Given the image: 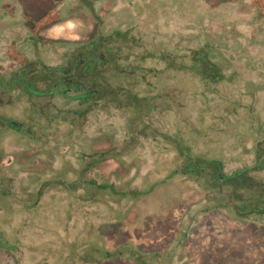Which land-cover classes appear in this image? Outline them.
<instances>
[{
    "label": "rangeland",
    "instance_id": "1",
    "mask_svg": "<svg viewBox=\"0 0 264 264\" xmlns=\"http://www.w3.org/2000/svg\"><path fill=\"white\" fill-rule=\"evenodd\" d=\"M258 24L264 0H0V73L45 93L0 105V264H264L236 201L264 205Z\"/></svg>",
    "mask_w": 264,
    "mask_h": 264
},
{
    "label": "trees",
    "instance_id": "2",
    "mask_svg": "<svg viewBox=\"0 0 264 264\" xmlns=\"http://www.w3.org/2000/svg\"><path fill=\"white\" fill-rule=\"evenodd\" d=\"M256 27H257V29L258 28L262 29V28H264V25L258 24ZM93 45L95 47H98L99 46V40L94 41ZM91 51H93V47H92ZM94 54L95 53L93 51L91 55H94ZM257 56L260 57L261 55L257 54ZM261 58L264 59V55H262ZM101 64H102V61H101ZM98 69L99 68L95 67L94 71H93V75L96 76V77L98 75H100V72L98 71ZM257 72H260V71H257ZM262 72L264 73V71H262ZM213 77H215V76H213ZM34 79L36 80L38 78L36 76H34ZM17 88H22L23 91L25 92V94H27L30 97L32 95H34V96H36V95H38V96L45 95V93L36 91L34 89V87H33V82H29L26 79V71L22 70L18 75H5V74H1L0 73V105L8 102L9 100L7 99V97L9 95V93L12 90L17 89ZM56 89H57L56 86L50 87L48 89L49 91H48L47 94L48 95L53 94V92H55ZM60 91H62V90H60ZM101 91L102 90L95 89L94 92H92L91 94L90 93H82L76 99H79V100H81V99H89L90 95H94V97H95L94 99L95 100L92 101L91 98L89 99L94 105V104H96L95 101H100V100L103 99V96L105 95V92L103 93V91L102 92ZM60 93L63 94V92H60ZM1 130H5V131L15 130V122L9 120L8 118H6L5 116L0 114V131ZM217 170H218V167L211 170V174H212L211 177H214L215 172ZM213 179L216 181L215 177ZM236 201H237V207L241 209V213H243L244 217L250 215V213H253V214H256V215L264 214V205H262V207H258L257 205H253L251 208L250 207L247 208V206L241 204V202H239L238 199ZM137 257H138L137 260L139 262H142V259L144 257H146V255L145 254H142V255L140 254Z\"/></svg>",
    "mask_w": 264,
    "mask_h": 264
},
{
    "label": "flooded vegetation",
    "instance_id": "3",
    "mask_svg": "<svg viewBox=\"0 0 264 264\" xmlns=\"http://www.w3.org/2000/svg\"><path fill=\"white\" fill-rule=\"evenodd\" d=\"M215 77H216V75H214ZM243 126H244V124H242L241 125V127L243 128ZM245 127V126H244ZM222 167H223V165H222V163H220L219 162V165H218V170L215 172V175H214V177L216 178V185L217 186H219V185H225L226 184V182L229 180V179H231V176H228V177H223L222 176ZM257 168L256 169H264V159H262L261 160V162H260V165L259 166H256ZM248 170V168H246V170H244V171H240V172H242V173H245L246 171ZM184 173H189V171H184ZM238 174H241V173H238ZM238 174H236V176L238 175ZM213 177V178H214ZM253 206V204L251 203V204H247V208H251ZM251 215H254L253 213H250ZM259 216H262L261 214H259ZM247 217V216H246Z\"/></svg>",
    "mask_w": 264,
    "mask_h": 264
}]
</instances>
